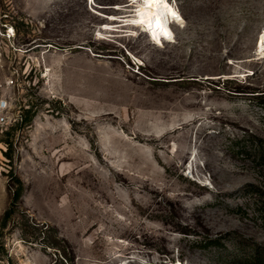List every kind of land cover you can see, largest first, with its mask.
<instances>
[{"label":"rangeland","instance_id":"374dc122","mask_svg":"<svg viewBox=\"0 0 264 264\" xmlns=\"http://www.w3.org/2000/svg\"><path fill=\"white\" fill-rule=\"evenodd\" d=\"M131 1L0 0V264H264V0Z\"/></svg>","mask_w":264,"mask_h":264},{"label":"bare ground","instance_id":"6f19581e","mask_svg":"<svg viewBox=\"0 0 264 264\" xmlns=\"http://www.w3.org/2000/svg\"><path fill=\"white\" fill-rule=\"evenodd\" d=\"M132 1V5H137L133 18L120 21L125 20L127 24L134 25L142 24L143 30L148 33L151 40L155 41V43L164 40L169 41L173 38L171 20L178 24L184 22L178 10L167 0H162L159 3H147L146 0ZM257 44L264 50V32L259 35ZM90 181L92 180L87 178L82 184H90Z\"/></svg>","mask_w":264,"mask_h":264},{"label":"trees","instance_id":"16d2710c","mask_svg":"<svg viewBox=\"0 0 264 264\" xmlns=\"http://www.w3.org/2000/svg\"><path fill=\"white\" fill-rule=\"evenodd\" d=\"M22 189V186L20 185V183H19V186L14 190V192H16L15 193V197L17 198L18 196H19V194H20V190ZM11 213H12V209H8L7 211H6V213H5V215H6V219H7V217H9L10 215H11ZM4 215V216H5ZM263 260V257L262 256H260V255H257L250 263H248V264H259V263H261V261Z\"/></svg>","mask_w":264,"mask_h":264},{"label":"built area","instance_id":"2783aa9c","mask_svg":"<svg viewBox=\"0 0 264 264\" xmlns=\"http://www.w3.org/2000/svg\"><path fill=\"white\" fill-rule=\"evenodd\" d=\"M6 121V113L2 112L0 115V124H4Z\"/></svg>","mask_w":264,"mask_h":264},{"label":"snow or ice","instance_id":"6c2138e0","mask_svg":"<svg viewBox=\"0 0 264 264\" xmlns=\"http://www.w3.org/2000/svg\"><path fill=\"white\" fill-rule=\"evenodd\" d=\"M147 3H159L162 2V0H146Z\"/></svg>","mask_w":264,"mask_h":264}]
</instances>
